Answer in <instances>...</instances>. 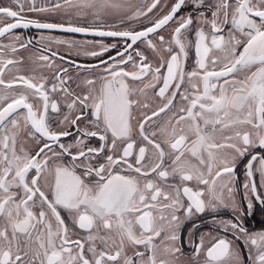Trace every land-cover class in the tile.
<instances>
[{
    "label": "snow or ice",
    "instance_id": "obj_1",
    "mask_svg": "<svg viewBox=\"0 0 264 264\" xmlns=\"http://www.w3.org/2000/svg\"><path fill=\"white\" fill-rule=\"evenodd\" d=\"M0 264H264V0L0 3Z\"/></svg>",
    "mask_w": 264,
    "mask_h": 264
},
{
    "label": "flooded vegetation",
    "instance_id": "obj_2",
    "mask_svg": "<svg viewBox=\"0 0 264 264\" xmlns=\"http://www.w3.org/2000/svg\"><path fill=\"white\" fill-rule=\"evenodd\" d=\"M7 2V0H0V3H5ZM17 31H20V30H17ZM35 31H25L24 32V35L27 36V35H35ZM56 35H60V36H65L66 38H70V39H92V37H85V36H82L80 34H77L75 36H71L69 34H66V33H62V32H59L57 31L56 33H54ZM106 42H110V41H106ZM80 62L82 63H86V62H89L87 60H85L83 57L80 58ZM257 219H259V216L257 217Z\"/></svg>",
    "mask_w": 264,
    "mask_h": 264
}]
</instances>
